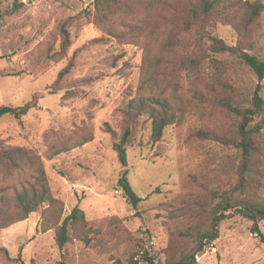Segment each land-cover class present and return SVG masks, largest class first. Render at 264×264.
<instances>
[{
    "label": "rangeland",
    "instance_id": "1",
    "mask_svg": "<svg viewBox=\"0 0 264 264\" xmlns=\"http://www.w3.org/2000/svg\"><path fill=\"white\" fill-rule=\"evenodd\" d=\"M230 1L235 16L216 22L214 35L264 60V8L246 25L241 11L246 0ZM169 2L179 6L182 0ZM133 5L143 13L142 5ZM170 19L150 21L164 29ZM131 20L118 12L111 23L120 28ZM65 34L69 41L62 48ZM194 49L190 33L171 57L160 55L156 42L147 52L142 42L109 36L94 21V0H0V105H33L19 119L11 114L0 118V192L26 185L32 180L31 159L40 160L50 191L61 202L58 224L77 205L93 229L89 243L72 238L60 249L54 239L59 210L43 205L0 229V248L8 252L0 251V264H146L144 256L169 264L201 245V232L211 230L213 207L221 196L231 195L233 204L242 198L264 201L262 114L251 122L261 128L244 177L247 185L240 189L241 151L230 143L238 138L239 117L216 101L195 98L189 89L192 76L174 63ZM206 50L198 87L215 82L225 97L250 106L257 83L253 71L233 54ZM142 70L155 76L154 91L171 95L181 120L152 142L150 119L139 117L123 166L108 128L121 134L122 108L138 94ZM261 85L264 99V77ZM200 131L229 141L204 138ZM15 147L28 151V161L16 152L9 155ZM125 169L142 198L136 206L118 185ZM258 226L264 235V219ZM251 227L238 213L223 219L218 237L195 253V264H264V245Z\"/></svg>",
    "mask_w": 264,
    "mask_h": 264
},
{
    "label": "trees",
    "instance_id": "2",
    "mask_svg": "<svg viewBox=\"0 0 264 264\" xmlns=\"http://www.w3.org/2000/svg\"><path fill=\"white\" fill-rule=\"evenodd\" d=\"M135 3L142 5L143 13L140 12V9H134L133 4ZM231 6H233V2L230 0H182L179 6L173 5L169 0H94V21L109 36L116 39H125L127 43L137 44L142 42L144 51L146 49L149 52L151 43L156 42V50L162 56H175L179 41L183 40L184 34L190 33L196 49L186 58L184 57L185 54L182 53L174 63L180 72L187 69L188 74L192 76V80L189 81V89L195 98L203 102L207 100L216 101L239 117L238 138L230 140V143L241 151V163L238 170L240 177L236 187L242 186L240 188L242 189L247 185L244 183V177L251 170V156L255 149V134L261 128V124L251 125V122L259 114H262L264 122V99L260 96L261 80L264 77V60L244 50L239 44L235 46L228 45L223 39L214 35L216 22L230 20L235 16V11L230 10ZM263 8L264 4L260 0L243 1L241 11L245 24H252ZM164 10L166 12H163ZM118 12L128 13L132 16V20L121 24L120 28L114 26L111 21ZM140 13L143 15L138 16ZM153 18L162 21L171 19L170 24L164 25L163 29L159 24L151 25L150 19ZM68 41L69 36L65 34L64 41L61 44L62 48L67 45ZM206 49L218 54H233L241 64L253 71L257 77V83L249 99L250 106H241V100H238L237 103L236 99L231 96L225 97L223 95L224 88L215 85V82H205L202 88L198 87L197 83L202 81L201 63L205 59L201 55L206 53ZM71 66L72 62L64 67L59 72L58 79L65 75ZM156 83L157 80L153 74L142 70V79L138 86L140 93L138 92L133 98L127 100L122 108L125 126L121 134L118 135L108 128L115 139L112 147L123 166L127 164L126 144L129 142L130 135L135 129L139 117L147 114L150 119L152 142L161 139L167 125L178 123L181 120V115L177 113L171 95L167 94L164 89L159 92L154 91ZM173 83H176V80ZM32 107L31 103L17 107L2 104L0 105V118L5 114H11L19 119ZM197 133L207 139L229 141L212 134V132L200 131ZM12 152L21 154L28 161L27 150L15 147L9 155ZM2 155L7 157L6 151L2 152ZM31 160L34 163L31 174L32 180L26 185H22L20 189L13 188L12 192L4 190L0 192V229L26 219L31 212L47 205L59 210L55 223L54 239L60 249L72 238L81 239L85 244L89 243L93 229L88 225L85 214L79 206L75 205L58 224L62 210L61 202L50 191L42 162L40 160L34 161V158ZM118 185L126 200L133 206H136L142 200L132 189L127 179L126 169L119 177ZM231 201V195L221 196L220 201L213 207L211 230L201 232V245L191 255L183 256L179 261L169 264H195V253L203 250L206 245L218 237V224L234 213H238L252 222V231L257 233L259 242L264 245V235L258 226L259 221L264 219V201L252 198H242L238 204H233ZM0 251H3L6 255L8 254L4 247L0 248ZM143 260L146 261V264H155L152 258L144 256ZM132 263L136 264L137 262Z\"/></svg>",
    "mask_w": 264,
    "mask_h": 264
}]
</instances>
